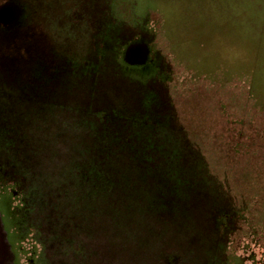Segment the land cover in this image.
Here are the masks:
<instances>
[{
    "label": "rangeland",
    "instance_id": "rangeland-1",
    "mask_svg": "<svg viewBox=\"0 0 264 264\" xmlns=\"http://www.w3.org/2000/svg\"><path fill=\"white\" fill-rule=\"evenodd\" d=\"M0 221L7 264H264V0H0Z\"/></svg>",
    "mask_w": 264,
    "mask_h": 264
},
{
    "label": "water",
    "instance_id": "water-1",
    "mask_svg": "<svg viewBox=\"0 0 264 264\" xmlns=\"http://www.w3.org/2000/svg\"><path fill=\"white\" fill-rule=\"evenodd\" d=\"M10 255L5 232L0 221V264H7V256Z\"/></svg>",
    "mask_w": 264,
    "mask_h": 264
}]
</instances>
